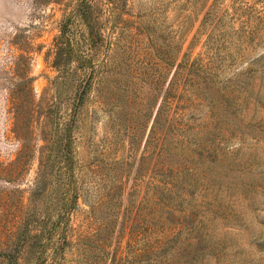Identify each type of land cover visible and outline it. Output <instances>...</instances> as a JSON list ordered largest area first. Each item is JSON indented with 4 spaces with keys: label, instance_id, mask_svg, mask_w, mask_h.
<instances>
[{
    "label": "rangeland",
    "instance_id": "1",
    "mask_svg": "<svg viewBox=\"0 0 264 264\" xmlns=\"http://www.w3.org/2000/svg\"><path fill=\"white\" fill-rule=\"evenodd\" d=\"M0 264H264V0H0Z\"/></svg>",
    "mask_w": 264,
    "mask_h": 264
},
{
    "label": "trees",
    "instance_id": "2",
    "mask_svg": "<svg viewBox=\"0 0 264 264\" xmlns=\"http://www.w3.org/2000/svg\"><path fill=\"white\" fill-rule=\"evenodd\" d=\"M64 26L62 27L61 34H60V39L62 40V43L63 44L67 42V40H65V38H64V35H65V28H64ZM57 50H58V52H56L55 60H54L55 65H57L60 61H62L64 59V57L66 56V53L65 54L62 53V50H63V46L62 45H58ZM90 74L91 73L89 72L88 73V77L86 78V82H88V79L90 77Z\"/></svg>",
    "mask_w": 264,
    "mask_h": 264
}]
</instances>
